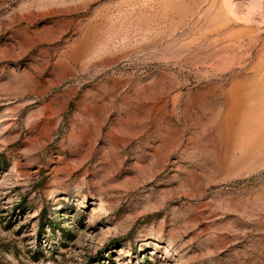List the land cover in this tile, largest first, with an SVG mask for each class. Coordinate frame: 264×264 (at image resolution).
Wrapping results in <instances>:
<instances>
[{
  "label": "rangeland",
  "instance_id": "1",
  "mask_svg": "<svg viewBox=\"0 0 264 264\" xmlns=\"http://www.w3.org/2000/svg\"><path fill=\"white\" fill-rule=\"evenodd\" d=\"M0 264H264V0H0Z\"/></svg>",
  "mask_w": 264,
  "mask_h": 264
}]
</instances>
